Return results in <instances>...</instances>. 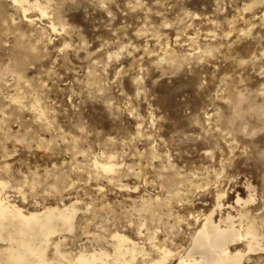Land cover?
<instances>
[{
  "label": "rangeland",
  "instance_id": "obj_1",
  "mask_svg": "<svg viewBox=\"0 0 264 264\" xmlns=\"http://www.w3.org/2000/svg\"><path fill=\"white\" fill-rule=\"evenodd\" d=\"M37 1L46 17L0 0L9 201L75 203L73 231L54 238L71 253L110 250L117 231L149 257L179 254L205 216L249 196L264 233V0Z\"/></svg>",
  "mask_w": 264,
  "mask_h": 264
},
{
  "label": "bare ground",
  "instance_id": "obj_2",
  "mask_svg": "<svg viewBox=\"0 0 264 264\" xmlns=\"http://www.w3.org/2000/svg\"><path fill=\"white\" fill-rule=\"evenodd\" d=\"M11 1L24 18L29 10H37L42 18L47 16L37 0L32 3L30 0ZM49 25L52 32H56L55 24L51 22ZM14 101L19 103L18 98ZM39 116L41 118L44 114L39 112ZM93 168L106 175L116 173L113 162L99 163L94 159ZM9 187V182L0 178V264H174V257L175 264H247L250 257L264 255L263 223H259L258 216L248 209L254 202L252 196L245 201L237 199L240 209L235 216L227 213L224 218L215 220V211L205 216L193 231L189 246L179 254L155 246L156 256L153 258L144 252L143 247H138L117 231L109 237L111 246L107 242L110 250L64 251L60 243L63 239L55 242L54 238L73 231L77 213L75 203L26 212L9 201L5 193ZM221 198L218 196L216 202L218 210L223 208Z\"/></svg>",
  "mask_w": 264,
  "mask_h": 264
}]
</instances>
